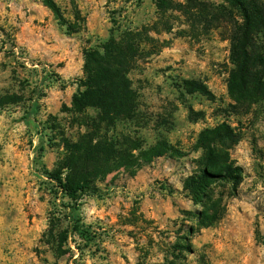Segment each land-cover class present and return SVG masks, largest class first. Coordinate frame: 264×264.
I'll use <instances>...</instances> for the list:
<instances>
[{"label":"rangeland","instance_id":"obj_1","mask_svg":"<svg viewBox=\"0 0 264 264\" xmlns=\"http://www.w3.org/2000/svg\"><path fill=\"white\" fill-rule=\"evenodd\" d=\"M50 1L62 18L46 0H0V264H264V100L246 111L231 98L226 28L173 14L130 74L136 118L107 127L72 105L84 53L117 24L154 27L156 0ZM223 124L239 140L225 152L241 183L196 202L184 181L202 168V132ZM85 136L113 157L92 183L99 194L71 198L51 175L77 179L63 168Z\"/></svg>","mask_w":264,"mask_h":264},{"label":"trees","instance_id":"obj_2","mask_svg":"<svg viewBox=\"0 0 264 264\" xmlns=\"http://www.w3.org/2000/svg\"><path fill=\"white\" fill-rule=\"evenodd\" d=\"M220 1L222 3L217 5L202 0H186L184 3L156 0L158 22L154 27L134 28L117 24L107 41L85 51V79L80 82L79 91L73 98L74 110L82 113L87 109H95L98 111V124H105L107 127H114L123 121H133L137 116L138 99L130 74L142 56L148 58L156 54V41L150 34L170 33V21L176 13L191 28L199 24L226 28L234 66L228 83L231 98L246 111L263 101L264 1ZM137 2L141 3L142 0ZM46 4L56 17L62 18L59 8L53 2L46 0ZM183 85L188 95L199 94L210 100L215 98L203 82L184 81ZM95 138L85 136L78 144H72L68 148L71 158L66 159L63 169L70 170L71 175L77 176V179L68 177L64 183L61 174L51 175L60 192L71 198L99 194L100 190L92 183L109 173L105 170L113 157V150H107L101 141L94 144L97 140ZM238 141L234 131L225 124L202 132V168L188 177L183 187L196 202H202L210 186L218 182H231L235 189L240 185L241 169L234 167L225 152Z\"/></svg>","mask_w":264,"mask_h":264}]
</instances>
